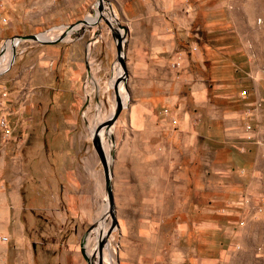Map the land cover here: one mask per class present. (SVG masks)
Instances as JSON below:
<instances>
[{"label":"rangeland","instance_id":"1","mask_svg":"<svg viewBox=\"0 0 264 264\" xmlns=\"http://www.w3.org/2000/svg\"><path fill=\"white\" fill-rule=\"evenodd\" d=\"M96 2L0 0V264H59L68 243L92 257L102 233V264H264V103L237 96L252 79L264 97V0H100L115 20L9 41L56 36ZM115 80L127 99L96 138L116 225L104 235L107 209L88 237L107 206L92 132ZM133 102L151 105L137 128Z\"/></svg>","mask_w":264,"mask_h":264},{"label":"water","instance_id":"2","mask_svg":"<svg viewBox=\"0 0 264 264\" xmlns=\"http://www.w3.org/2000/svg\"><path fill=\"white\" fill-rule=\"evenodd\" d=\"M96 7L97 10H100V0H97L96 2ZM101 18L100 16L98 17V19ZM98 19L94 20V21H88L86 19V15L81 18L80 20H77L74 23L71 24H67L65 25V28L58 34L56 35L54 38L52 39H40L38 38V34L40 33H36V34H27V35H16V37H11L10 39L16 38L17 41L19 40H24V39H31L33 41H37L41 44H47V43H55V42H59L62 41L63 38L67 35V34H71L73 32H77L81 29H83L84 27H89L92 24H96ZM104 23L107 25V27L111 30V35L113 37V41L115 44V55L118 58V60L120 61L121 65L123 66L122 60H121V51H122V47H123V40H122V34H119L118 30L105 18H102ZM117 25L118 28H121L123 31L125 30L124 26H121L117 23H115ZM13 48V47H12ZM1 47H0V51H1ZM117 84H118V80H115L112 87H113V91L115 94V106H114V110L111 113L109 119H107L103 124L98 125L94 131L92 132L93 137H94V146H95V150L96 153L98 155V159L100 162V166H101V171H102V175H103V189L105 191V195L107 198V206H108V213L110 216V225L107 228L106 232L104 233V235L108 234L110 232V230L113 228V226L116 225V220H115V216L113 213V195H112V191H111V184H110V175H111V167H110V160L108 161V159L105 157L101 147L98 145L97 143V138L96 135L99 131V129L101 127H104L105 129H108L110 124L115 120L116 116L118 115L119 111L122 109V107L124 106L120 100V98L118 97V92H117ZM109 158H110V153H109ZM101 248H102V240H100L97 244H96V251L94 252L93 256L91 257V255L88 257L84 251L82 250V248H80V253L82 255V257L85 259L87 264H93L92 262V258L96 257V262L94 264H102V254H101ZM96 254V255H95Z\"/></svg>","mask_w":264,"mask_h":264},{"label":"crops","instance_id":"3","mask_svg":"<svg viewBox=\"0 0 264 264\" xmlns=\"http://www.w3.org/2000/svg\"><path fill=\"white\" fill-rule=\"evenodd\" d=\"M175 61L172 63L173 66H175L176 64ZM229 82L231 81L229 80ZM247 82L248 86L245 85L241 89H239L237 91V96L241 99V101L246 102L245 104L252 105L253 109H255L256 111H260L264 103V97H262L263 95L261 94L259 83L258 81H254L252 79ZM230 89L231 88L229 86V90ZM242 91H245V94H242ZM142 96H148V92L143 94ZM150 113L151 105L146 102H133L128 108V118L131 122V125H133V127L135 128H137L140 125V122L144 121L145 118L147 119ZM168 118L170 119V122L174 124L176 123L175 118H170V116ZM78 248L79 251H77L75 244L68 243L67 246L63 249L65 252V256H59V264H87L80 253V245Z\"/></svg>","mask_w":264,"mask_h":264},{"label":"bare ground","instance_id":"4","mask_svg":"<svg viewBox=\"0 0 264 264\" xmlns=\"http://www.w3.org/2000/svg\"><path fill=\"white\" fill-rule=\"evenodd\" d=\"M102 3L103 2H100V10H105V12L108 14V15H111L112 16V18L115 20V15H114V13L113 12H111V9H108V10H106V9H103V7H101V5H102ZM109 7V6H108ZM97 8V7H96ZM110 8V7H109ZM93 10H94V15H92V12H93ZM92 10V12L91 13H88L87 15H86V19L88 20V21H94V20H96V19H98V17L100 16V13L97 11V9H93ZM99 10V11H100ZM102 12V11H101ZM105 13V14H106ZM98 14V15H97ZM105 19H107L111 24H112V22L110 21V19L109 18H107V17H105ZM60 27L62 28V29H64L65 28V25H60ZM62 29H61V31H62ZM119 33H120V30H119ZM75 34V33H74ZM52 35V34H51ZM68 35V34H67ZM66 35V36H67ZM38 36V38H40V39H52L53 37H55V36H51V37H49V36H40L39 34L37 35ZM10 42H11V45L13 46V44L14 43H16V38H13V39H10L9 40ZM9 43V42H8ZM6 54V53H5ZM7 58V57H6ZM6 58L4 57V61H3V63H5V61H6ZM11 61H12V59L10 60V62L6 65V66H4L2 69H0V72H2L3 70H5L6 68H7V66L11 63ZM120 88H121V84L119 85V87H118V90H117V92H118V96H119V98H120V100H121V102H122V104L124 105L125 104V102H126V99H127V97H126V95H123V97L121 98V94H120ZM123 93V92H122ZM101 129H103V127H101L100 129H99V131H98V133H97V135L96 136H98L99 134H100V130ZM108 131V130H107ZM104 132H106L105 131V129H104ZM102 133V132H101ZM111 133H110V131H108V132H106V134H105V137H102V140H104L106 137H108L109 135H110ZM99 137V136H98ZM103 145V144H102ZM110 148H112L111 147V145L109 146V149L108 150H105V154H106V158L108 159V161L110 160V158H109V153H110ZM111 156V155H110ZM111 163V162H110ZM107 209H108V206H106V211L104 212V214L102 215L103 217H101L100 219H97L96 220V223H97V226H95V227H93L90 231H89V233H88V237L90 236V233L92 232V230L94 229V228H96L97 227V229H98V227H100L103 223H102V219L103 218H105V215H106V212H107ZM102 227H104V226H102ZM96 229V230H97ZM96 230H93V232L92 233H94ZM91 233V234H92ZM101 236H103V233H102V235ZM99 237V241L102 239V237ZM106 247H108V243L105 245ZM92 249V248H91ZM89 253H90V251H88V252H86V255H89ZM92 255V254H91Z\"/></svg>","mask_w":264,"mask_h":264},{"label":"built area","instance_id":"5","mask_svg":"<svg viewBox=\"0 0 264 264\" xmlns=\"http://www.w3.org/2000/svg\"><path fill=\"white\" fill-rule=\"evenodd\" d=\"M87 63L89 64L90 62L88 61ZM88 83H89V80L83 82V84H82L83 90L86 89V87L88 86ZM92 83L93 82L90 80V84H92ZM241 93L245 94V91H242ZM164 113H166L165 110H164ZM0 129L3 131L4 134L8 133L7 125H6V122H5V120L3 118H0ZM0 239L1 240H6V237L5 236H1Z\"/></svg>","mask_w":264,"mask_h":264}]
</instances>
